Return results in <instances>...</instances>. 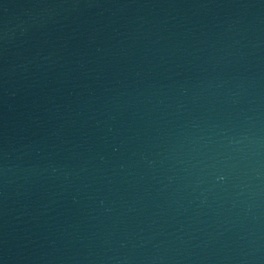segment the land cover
Masks as SVG:
<instances>
[{"label":"water","instance_id":"water-1","mask_svg":"<svg viewBox=\"0 0 264 264\" xmlns=\"http://www.w3.org/2000/svg\"><path fill=\"white\" fill-rule=\"evenodd\" d=\"M0 264H264V0H0Z\"/></svg>","mask_w":264,"mask_h":264},{"label":"clouds","instance_id":"clouds-1","mask_svg":"<svg viewBox=\"0 0 264 264\" xmlns=\"http://www.w3.org/2000/svg\"><path fill=\"white\" fill-rule=\"evenodd\" d=\"M222 178V177H221Z\"/></svg>","mask_w":264,"mask_h":264}]
</instances>
